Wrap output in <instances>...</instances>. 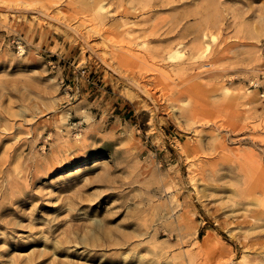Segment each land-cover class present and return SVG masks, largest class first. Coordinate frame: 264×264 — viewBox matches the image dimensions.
Wrapping results in <instances>:
<instances>
[{"label":"rangeland","instance_id":"rangeland-1","mask_svg":"<svg viewBox=\"0 0 264 264\" xmlns=\"http://www.w3.org/2000/svg\"><path fill=\"white\" fill-rule=\"evenodd\" d=\"M0 264H264V0H0Z\"/></svg>","mask_w":264,"mask_h":264},{"label":"bare ground","instance_id":"bare-ground-1","mask_svg":"<svg viewBox=\"0 0 264 264\" xmlns=\"http://www.w3.org/2000/svg\"><path fill=\"white\" fill-rule=\"evenodd\" d=\"M132 243V242H131ZM261 248V247H260Z\"/></svg>","mask_w":264,"mask_h":264}]
</instances>
